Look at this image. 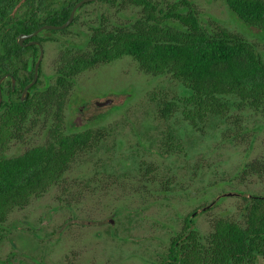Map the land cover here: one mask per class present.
Returning <instances> with one entry per match:
<instances>
[{
	"label": "trees",
	"instance_id": "16d2710c",
	"mask_svg": "<svg viewBox=\"0 0 264 264\" xmlns=\"http://www.w3.org/2000/svg\"><path fill=\"white\" fill-rule=\"evenodd\" d=\"M79 1L0 0V79L7 74L14 76L16 94L33 80L40 54L34 45L20 46L18 36L32 33L43 25L64 24ZM226 1L251 35L264 36V0ZM95 3L117 8L125 19L117 22L101 14L88 22L84 39L63 51L52 83L42 82L41 64L39 80L25 102L16 103L11 99L10 79L3 83L1 226L13 209L23 207L32 197L43 196L63 180L80 157L97 154L112 141L113 128L77 127L73 121L65 120V109L71 106L69 93L78 76L123 57L134 58L146 75L169 77L174 84L167 92L161 90L150 97L151 103L158 107L155 117L162 129L157 143L165 155L184 153L187 129L204 133L210 127L218 138L235 147L245 145L247 151H252L259 139L257 136L264 125V51L258 43L224 28L204 26L187 0H99L81 7L68 28L46 31L67 32L78 22L79 12ZM127 7L138 13L125 17L123 10ZM30 40L45 43L41 34ZM39 120L42 121V144L16 157L2 153L15 137L10 129L14 127L20 132L22 124L28 127ZM138 157L136 154L131 163ZM241 167L231 181L244 182L254 176L264 178V154L243 162ZM225 183L228 181L217 185ZM223 198L220 194L186 216L180 231L172 232L157 253L156 264H264V195L241 194L243 204L236 212L212 218L206 232L194 226L193 217L200 209L199 213L204 215ZM0 231L3 233V227ZM21 258L13 252L0 260V264H27Z\"/></svg>",
	"mask_w": 264,
	"mask_h": 264
},
{
	"label": "rangeland",
	"instance_id": "374dc122",
	"mask_svg": "<svg viewBox=\"0 0 264 264\" xmlns=\"http://www.w3.org/2000/svg\"><path fill=\"white\" fill-rule=\"evenodd\" d=\"M187 1L204 26L242 35L264 51V36L251 35L226 0ZM136 12L130 7L123 10L125 17ZM79 13L78 22L67 32L41 33L42 82L54 81L63 51L84 39L88 22L101 14L117 22L125 19L107 3L87 5ZM168 78L146 75L129 56L78 76L65 120L77 127L113 128L112 141L99 153L80 157L46 194L9 213L0 225V260L14 252L18 259L31 257L27 264H156L170 234L180 231L184 218L197 208L220 194L224 197L208 213L201 215L200 209L193 217L194 226L206 232L212 218L236 212L243 204L241 194L264 195V178L230 180L243 162L264 154V125L252 151L223 141L210 127L204 133L187 129L181 155L160 150L157 139L162 127L150 97L174 85ZM107 99L113 104L96 105ZM10 133L15 137L2 151L8 157L44 142L41 120L28 127L22 124L20 132L13 127ZM136 154L137 161L131 163ZM223 180L228 183L218 186Z\"/></svg>",
	"mask_w": 264,
	"mask_h": 264
},
{
	"label": "water",
	"instance_id": "95a60500",
	"mask_svg": "<svg viewBox=\"0 0 264 264\" xmlns=\"http://www.w3.org/2000/svg\"><path fill=\"white\" fill-rule=\"evenodd\" d=\"M95 1H99V0H81L79 1L73 8L71 15L69 17V19L62 25H43L42 27H40L39 29H37L36 31L29 33V34H20L17 38V42L20 46L22 47H26V46H33V45H37L40 47V54L39 57L35 63V68H34V78L33 80L25 87L22 95L20 98L18 99H14V101L16 103H23L28 99L29 96V91L30 89L38 82L39 77H40V68H41V64L43 62L44 59V55H45V49L44 46L36 40H30L33 39L35 37H37L38 35H40L42 32L46 31V30H64L66 28H68L69 26H71V24L74 22L75 17L78 14V11L81 7H83L85 4L88 3H92ZM27 40H30L28 43H25ZM11 77L13 80V85H15V78L14 76L7 74L5 76H3L0 79V104L2 103L3 100V91H2V84L3 82L7 79ZM114 100L113 99H107L106 101H98L96 102V105L98 107H105V106H110L111 104H113ZM226 196H232L233 193H227L225 194Z\"/></svg>",
	"mask_w": 264,
	"mask_h": 264
},
{
	"label": "flooded vegetation",
	"instance_id": "af4514ba",
	"mask_svg": "<svg viewBox=\"0 0 264 264\" xmlns=\"http://www.w3.org/2000/svg\"><path fill=\"white\" fill-rule=\"evenodd\" d=\"M34 46H36V47H38V49L40 50V47L39 46H37V45H34ZM7 79H10L11 80V83H12V93H11V95H10V97H11V99L14 101V99H18V98H20L21 97V95H22V93H23V91H24V89H23V91L21 92V93H19V95L18 94H16L15 92H16V87H17V82H16V79H15V85H13V80H12V78L11 77H9V78H7ZM4 83V82H3ZM2 88H3V84H2ZM3 91V90H2ZM2 102H3V100H2ZM15 102V101H14ZM2 104V103H1ZM1 104H0V106H1Z\"/></svg>",
	"mask_w": 264,
	"mask_h": 264
}]
</instances>
